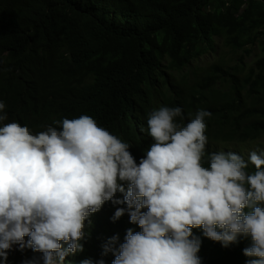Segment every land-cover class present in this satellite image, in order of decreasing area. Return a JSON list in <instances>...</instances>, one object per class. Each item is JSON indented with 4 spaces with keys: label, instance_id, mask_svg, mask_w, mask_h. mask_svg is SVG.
I'll list each match as a JSON object with an SVG mask.
<instances>
[{
    "label": "trees",
    "instance_id": "16d2710c",
    "mask_svg": "<svg viewBox=\"0 0 264 264\" xmlns=\"http://www.w3.org/2000/svg\"><path fill=\"white\" fill-rule=\"evenodd\" d=\"M220 49L232 57L195 67ZM252 55L257 59L249 64ZM3 94L12 95L13 107L26 104L24 124L34 131L89 115L111 134L132 131L138 152L146 137L143 104L156 95L181 107L184 123L199 109L212 113L206 153L261 143L264 0H0ZM133 113L141 132L130 124ZM129 228L141 231L107 215L93 220L82 252L98 261L109 238L118 235V247ZM193 232L202 240L201 264L249 259L242 250L250 239L223 247L201 229Z\"/></svg>",
    "mask_w": 264,
    "mask_h": 264
},
{
    "label": "clouds",
    "instance_id": "9594fccd",
    "mask_svg": "<svg viewBox=\"0 0 264 264\" xmlns=\"http://www.w3.org/2000/svg\"><path fill=\"white\" fill-rule=\"evenodd\" d=\"M202 59L195 67L209 66ZM162 99L143 104L138 152L132 131L111 134L89 115L34 131L26 104L0 96V264H201L197 228L223 247L250 239L243 264H264V149L206 153L212 113L184 123ZM105 215L141 231L127 229L118 247L110 237L93 261L81 241Z\"/></svg>",
    "mask_w": 264,
    "mask_h": 264
},
{
    "label": "rangeland",
    "instance_id": "374dc122",
    "mask_svg": "<svg viewBox=\"0 0 264 264\" xmlns=\"http://www.w3.org/2000/svg\"><path fill=\"white\" fill-rule=\"evenodd\" d=\"M221 52L216 55H209V56H206L204 57L200 62L196 63L198 65H201V64H211L213 62H217L221 59H224L226 60V58L228 57H232V54L227 50V49H224V50H220ZM237 58V56H236ZM257 59V57L255 55H252L251 57H249L246 61L249 63V64H254L253 61H255ZM237 60V59H235ZM233 60V61H235ZM260 149H264V141L262 140L261 143L259 142H254V143H250L248 145H246L244 148L240 149V152H242L244 154V156L246 157V159H248V156H249V153L250 151L252 150H260ZM225 151V150H223Z\"/></svg>",
    "mask_w": 264,
    "mask_h": 264
},
{
    "label": "bare ground",
    "instance_id": "6f19581e",
    "mask_svg": "<svg viewBox=\"0 0 264 264\" xmlns=\"http://www.w3.org/2000/svg\"><path fill=\"white\" fill-rule=\"evenodd\" d=\"M134 116H136L134 113L132 114V121H133V123L134 124H136V131L137 132H141V124L139 123V121H137V119H135V117Z\"/></svg>",
    "mask_w": 264,
    "mask_h": 264
}]
</instances>
